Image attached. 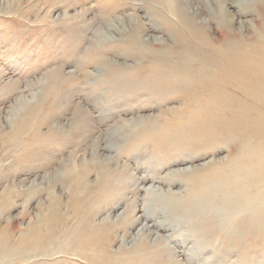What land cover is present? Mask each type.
<instances>
[{
  "label": "rangeland",
  "instance_id": "obj_1",
  "mask_svg": "<svg viewBox=\"0 0 264 264\" xmlns=\"http://www.w3.org/2000/svg\"><path fill=\"white\" fill-rule=\"evenodd\" d=\"M174 2L0 0V264H264V13ZM187 14L221 101L164 63Z\"/></svg>",
  "mask_w": 264,
  "mask_h": 264
},
{
  "label": "bare ground",
  "instance_id": "obj_2",
  "mask_svg": "<svg viewBox=\"0 0 264 264\" xmlns=\"http://www.w3.org/2000/svg\"><path fill=\"white\" fill-rule=\"evenodd\" d=\"M220 1V3H225L227 0H218ZM258 1V6H257V9L261 12L264 13V0H257ZM169 2L171 3V6H172V12H175V9H176V6H175V2L174 0H169ZM177 13V11H176ZM179 13V12H178ZM185 13V12H184ZM218 16H222L223 15H226L227 13L224 12L223 9H218ZM264 15V14H263ZM185 17H182L181 16V19H180V23H181V26L183 27V30L182 32H179L177 30H174L172 31V34L174 35V40H176L177 42H179L180 44H186V46L184 45V49L185 51L182 52L181 54H178V53H165L164 54V63H166L167 66L169 67H173L172 71H174L175 74L178 75V78H179V81L183 80L184 82L181 81V83H184V87L186 88V91H189V90H193V89H200V88H204V90H207L208 89V92H207V95L209 94L210 90L212 89L211 91V95H209L207 98L208 101H211L212 99H219L221 101V98H223V94H222V91H221V84L219 82V80H212V82L210 83V79L208 81L205 82V86L203 84H198V81H195L196 78H194L197 73H196V70L193 69V67H197L196 69H200L201 71H203V66L201 64H198L197 66H193L192 63L189 64V61H186V63H184V59H185V56L187 57L190 56V51H191V48L193 50H195L197 53H200V51H206L207 53H211L212 55H215V54H222V55H219L220 58H223L221 61H219L216 65H214L213 69L215 68H219L221 69V67H223L224 69L225 68H230V66L228 67L227 64L228 62L230 61V63H232V60L235 59L234 57H236V55H240L242 53H238L239 49L237 48V45H231V46H226L224 43H221L218 47H212V45H207V33L205 32L204 30V24H206V21H203L202 23H197L193 20V18H191V16H189V14L187 15H184ZM225 17V16H224ZM223 17V19H221V22H225L223 24H227V26L231 27L232 23H230L227 19H225ZM227 18V16H226ZM214 19V18H213ZM223 20V21H222ZM263 21H264V17H263ZM220 31V30H219ZM133 37L130 38V41L131 43H134L135 42V37L134 35H132ZM258 38V37H257ZM259 40L263 41V44H264V31H263V34L261 36H259ZM255 43V42H254ZM258 44V43H257ZM260 46V45H259ZM257 46L254 45L253 46V49L256 51L257 50ZM238 51V52H237ZM260 52V51H259ZM188 53V54H186ZM168 55V56H167ZM179 55V56H177ZM180 55H182V57H180ZM196 56V55H195ZM199 56V55H198ZM262 56V55H260ZM194 57V56H193ZM209 57V56H208ZM207 57V58H208ZM215 58V57H214ZM233 58V59H232ZM199 59H202L201 57H199ZM225 59V60H224ZM194 60V59H193ZM215 63V62H214ZM241 63V62H240ZM234 64V62H233ZM245 66H248L250 68H253V63L252 62H249V60H245ZM236 65V63H235ZM205 66V65H204ZM207 66V65H206ZM205 66V70H206V67ZM221 66V67H220ZM109 69L108 70H114V67H112L111 65L108 66ZM236 67H240V66H236ZM231 70V69H230ZM199 72V71H198ZM202 73V72H201ZM207 73V72H206ZM232 73V72H231ZM103 74V73H102ZM116 74V71L115 73L114 72H107L105 74L106 78L108 77L109 79H112L114 78V75ZM208 74V73H207ZM153 75V78H150V82L149 85L151 86H155L157 84V82L159 83V80H160V77H162V75L157 72H152L151 73V76ZM71 77V76H70ZM168 78V77H167ZM56 79V78H55ZM254 81H255V77L253 78ZM252 79V80H253ZM204 80V79H203ZM54 81H57L54 80ZM111 81V80H110ZM154 81V82H153ZM197 82V83H196ZM202 82V81H201ZM222 82V81H221ZM200 83V82H199ZM203 85V86H202ZM178 86V85H177ZM158 87V88H157ZM180 87V86H178ZM183 87V86H182ZM156 89H159V90H162V87L160 85H157L155 86ZM172 88V87H170ZM177 89V88H176ZM56 90V89H55ZM68 89H64V91L60 88V91H61V94H62V98L65 97V99L67 100L68 95L70 92L67 91ZM173 91H176L173 89ZM181 91V90H180ZM192 92V91H190ZM195 93L197 91H194ZM179 93V91H178ZM200 93V92H198ZM197 93V94H198ZM204 93V92H203ZM186 94V93H185ZM191 94V93H190ZM183 95V94H182ZM187 96V94L185 95ZM194 96V95H193ZM197 97V96H196ZM191 98V96H190ZM189 99V98H187ZM193 99V98H192ZM202 99V98H200ZM190 101V100H189ZM219 101V102H220ZM52 103L57 104L60 102L59 100H55L53 99V101H51ZM204 103V102H203ZM207 102H205L206 104ZM203 106V105H202ZM211 106V105H209ZM207 108V107H206ZM77 111V110H76ZM192 113V112H191ZM83 117L84 115L83 114H79L78 116V120L76 122V124L79 126H83ZM18 122V120H17ZM15 124V123H14ZM15 126V125H14ZM13 127V126H12ZM15 128V127H14ZM85 129V128H84ZM17 131V130H16ZM7 139V138H6ZM5 144V143H4ZM9 147V142H8V146L7 148ZM11 148V147H10ZM12 150V149H11ZM146 220L149 221V216L145 217ZM150 227L152 226H148V227H145V231L147 232V230L150 229ZM155 227V226H154ZM237 238V236H236ZM239 239L241 240V237H239ZM89 241H93V240H89ZM84 242H86L85 238H84ZM83 242V243H84Z\"/></svg>",
  "mask_w": 264,
  "mask_h": 264
}]
</instances>
